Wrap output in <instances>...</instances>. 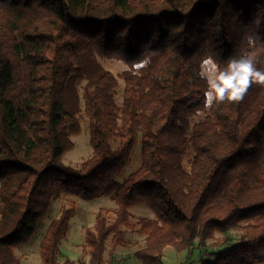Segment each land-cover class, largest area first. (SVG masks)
<instances>
[{
	"label": "trees",
	"instance_id": "1",
	"mask_svg": "<svg viewBox=\"0 0 264 264\" xmlns=\"http://www.w3.org/2000/svg\"><path fill=\"white\" fill-rule=\"evenodd\" d=\"M101 60L126 65L121 106ZM207 61L214 89L238 63L264 73V0H0V264H24L16 249L67 196L117 205L86 231L90 264H117L127 229L145 242L136 258L164 264L168 246L206 250L238 227L201 264L264 262V83L208 109ZM83 113L93 156L74 168L63 157ZM138 143L141 165L119 181ZM137 204L155 217L132 222ZM76 214L72 203L51 222L42 264H74L61 244Z\"/></svg>",
	"mask_w": 264,
	"mask_h": 264
},
{
	"label": "rangeland",
	"instance_id": "2",
	"mask_svg": "<svg viewBox=\"0 0 264 264\" xmlns=\"http://www.w3.org/2000/svg\"><path fill=\"white\" fill-rule=\"evenodd\" d=\"M103 66L111 71L119 80V88L116 92V101L119 106L122 105V93L124 89V81L121 77L122 72L126 69V65L117 60H101ZM204 74L207 76L211 83V92L209 94L210 105L214 99V88L217 85L218 69L214 62L207 61L204 65ZM83 87V86H82ZM209 109V107H208ZM202 112L195 119L200 120L206 115ZM82 132L79 135L72 136L74 149L66 153L63 157V163L67 166L78 168L81 164L89 160L93 156V146L91 144V129L89 120L85 117L84 113L80 116ZM113 146H116L113 143ZM192 155L188 156L185 160V167L189 169V161ZM141 144L138 143L135 147L132 162L126 167L124 172L119 178L122 181L129 174L137 170L141 165ZM75 203L77 206V214L71 220L70 231L63 239L61 244L62 257L61 260L65 261L67 258L72 260L74 264H90V256L86 247L85 237L86 231L93 228L96 216L100 209L107 208L108 210H115L116 203L110 197L104 196L91 201L82 200L78 197H62L61 199L54 200L52 208L48 216L42 221L40 230L37 235L26 245L17 248L16 254L19 256L24 264H42L40 258V244L43 240L45 233L50 226L51 222L60 214L62 207L71 206ZM131 221L136 223L144 217L154 218V212L143 204H137L130 209ZM244 225L241 224V227ZM129 244L126 247H120L115 253V261L117 264H143L138 258L135 257V252L142 248L145 244L144 239L137 236L132 230L127 229ZM243 237V231L240 227L233 228L227 233H218L216 239L209 241L207 249L202 250L198 248V243L190 250L178 251L172 246H168L164 253V264H201V261L214 262L215 256L207 254L208 252L217 251L223 248L227 240L238 242ZM108 257V252L106 254ZM255 264H264L259 262Z\"/></svg>",
	"mask_w": 264,
	"mask_h": 264
},
{
	"label": "clouds",
	"instance_id": "3",
	"mask_svg": "<svg viewBox=\"0 0 264 264\" xmlns=\"http://www.w3.org/2000/svg\"><path fill=\"white\" fill-rule=\"evenodd\" d=\"M238 67L239 75H234L230 81H221L220 87L213 90L215 98L219 102H223L225 99L232 102H238L242 100L244 94L246 93L247 87L249 86L250 79L253 76L256 78L255 82L264 83V73L254 70L250 62L238 63ZM205 105L206 107L210 106V103L207 99V94L205 98Z\"/></svg>",
	"mask_w": 264,
	"mask_h": 264
}]
</instances>
